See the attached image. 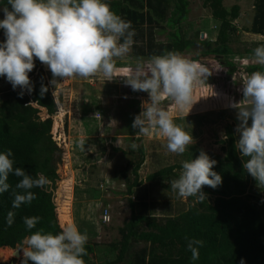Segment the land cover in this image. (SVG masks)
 I'll return each instance as SVG.
<instances>
[{
    "label": "rangeland",
    "instance_id": "obj_1",
    "mask_svg": "<svg viewBox=\"0 0 264 264\" xmlns=\"http://www.w3.org/2000/svg\"><path fill=\"white\" fill-rule=\"evenodd\" d=\"M222 2L226 9L232 4L239 7L238 16L232 21L236 31L229 40L232 51L229 59L236 70L229 73L228 67L214 58L194 60L212 68V74L194 82L193 104L181 111L170 98L163 97L161 100V107L193 138V143L181 155L169 152L166 140L155 132L148 136L139 135L138 138L139 129L136 133L131 132L136 129L132 127L135 117L144 111L143 103L150 100L147 92L133 91L125 83L124 76L149 59L133 55V44L136 46L138 43L132 44L127 55L114 58L115 76L111 80H105L101 73L66 80L56 77L53 84V74L48 66L40 65L50 92L57 101V113L51 122V137L57 145L62 144L65 151V157L55 169L58 180L53 200L59 223L61 226L66 222L75 223L81 233H87V242L94 244L90 258L94 264H101L111 256L108 245L118 239L117 228L130 216L131 204L134 205V212L166 217L185 210L194 201V197L180 198L170 187V182L178 178L181 168L175 167L170 173L147 179L150 174L173 164L182 166L184 160L190 161L191 148L205 152L214 161L223 160L226 156L225 143L221 141L224 126L232 123L236 129L240 123L238 109L231 105L243 100V80L249 75L243 68L254 63L253 56L245 55L243 50L253 47L257 41L244 31L252 15L251 0ZM3 19L4 12L0 7V20ZM180 27L188 39L214 40L218 23L211 18L208 8L202 6V0H188L187 17ZM156 30L151 28L153 37L165 40L166 31L156 33ZM5 40V30L0 28V44ZM194 52L186 49L181 55L190 59ZM218 65L221 66L219 69L214 68ZM8 88H13L11 82L0 76V100L3 91ZM25 106L35 116L44 117L31 103ZM132 143L139 147L131 149ZM137 162L139 165L135 174L139 185L133 188V194H128L126 184L134 177L132 168ZM263 188L249 176L246 193L252 200L263 201ZM202 191L206 200L212 201L213 192L205 187ZM104 210L107 212L105 219L102 217ZM23 241L19 248H0V264H22Z\"/></svg>",
    "mask_w": 264,
    "mask_h": 264
},
{
    "label": "trees",
    "instance_id": "obj_2",
    "mask_svg": "<svg viewBox=\"0 0 264 264\" xmlns=\"http://www.w3.org/2000/svg\"><path fill=\"white\" fill-rule=\"evenodd\" d=\"M222 1L202 0V6L208 8L211 18L218 22L214 40H193L186 38L180 27L187 17L188 0H106L113 12L131 21L135 30L133 43H138L136 46L133 44L134 56L150 58L167 51L181 54L192 49L195 52L190 59L214 58L232 73L236 69L229 59L232 55L229 40L236 31L232 21L237 18L239 7L232 4L226 9ZM5 6L11 10L8 0H0V7L3 9ZM251 8L250 23L244 31L264 36V0H251ZM152 27L157 28L156 33L166 31V39L156 40ZM260 44H264V40L245 48L243 53L253 56V49ZM40 65L39 59L35 58L34 68L28 73L31 93L24 91L22 96L19 95V86L3 91L0 100V152L11 149L14 167L24 168L34 178L43 174L49 179V184L32 189L36 199L14 209L12 190L20 178L9 174L10 189L0 193V248H19L25 237L40 228L53 234L61 231L53 197L58 180L56 164L63 160L65 151L63 145H57L51 137L57 101ZM257 70L264 71V67L252 63L243 68L246 74ZM42 85L47 87L43 94ZM27 103L39 109L44 117L35 116L26 108ZM132 131L136 133L137 128ZM238 137L234 125L226 123L221 140L225 143L226 156L213 165V171L222 177V183L215 188L203 186L213 192L212 201L195 198L185 210L166 217L134 212L131 204L130 216L117 228L118 239L108 245L111 256L101 264H264V188L261 202L252 200L246 193L250 174L243 163L248 158L242 157L236 148ZM191 150L190 160L200 154L193 148ZM138 152L141 154V149ZM138 165L139 162L133 166L134 177L126 184L128 194H133V188L139 185L135 174ZM175 167L182 166H167L150 174L147 179L170 173ZM9 211L15 212L11 227L6 223ZM25 216H39L41 219L36 228L29 230L23 222ZM186 237L204 241L196 261L191 259ZM85 248L87 255L82 257L85 264H94L90 260L94 244L87 242ZM28 264L34 262L29 260Z\"/></svg>",
    "mask_w": 264,
    "mask_h": 264
},
{
    "label": "clouds",
    "instance_id": "obj_3",
    "mask_svg": "<svg viewBox=\"0 0 264 264\" xmlns=\"http://www.w3.org/2000/svg\"><path fill=\"white\" fill-rule=\"evenodd\" d=\"M8 3L11 10L5 6L4 19L0 20L6 36L0 44V76H5L13 89L19 86L21 96L25 90L32 91L28 73L34 68V57L48 66L53 84L56 77L66 80L101 73L105 80H111L115 76L114 58L127 55L133 44L135 30L131 21L113 12L106 0H8ZM253 62L264 67V44L253 49ZM211 74L212 68L179 52L167 51L151 56L129 75H123L133 91L147 92L150 97L142 105L144 111L133 121L132 127L139 129L136 137L155 132L166 140L169 152L183 154L193 138L161 107V100L168 97L183 111L193 104L194 82ZM46 91L47 87L42 85L41 94ZM242 92L243 100L231 105L238 109L240 121L236 148L242 157L248 158L243 163L244 169L258 186L264 187V71L250 73L243 80ZM130 147L135 150L139 146L132 143ZM12 156L11 149L0 152V193L10 189L9 174L20 178L12 190V207L18 209L36 199L31 190L45 187L49 179L43 174L34 178L24 168L14 167ZM215 163L203 151L195 159L182 161L178 178L170 182L172 191L180 198L205 200L202 187L215 188L222 183V177L213 171ZM14 219L15 212L9 211L6 217L9 227ZM40 219L25 216L23 222L31 230ZM186 239L191 259L198 260L204 241ZM87 240V233H81L75 223L66 222L56 234L40 228L24 238L22 264H28L29 260L34 264H85L82 257L87 255Z\"/></svg>",
    "mask_w": 264,
    "mask_h": 264
},
{
    "label": "crops",
    "instance_id": "obj_4",
    "mask_svg": "<svg viewBox=\"0 0 264 264\" xmlns=\"http://www.w3.org/2000/svg\"><path fill=\"white\" fill-rule=\"evenodd\" d=\"M252 16V15H251ZM216 23H218L217 21H216ZM250 23V22H249ZM246 33H248V32H246ZM249 35H251L252 37H255L254 39L256 40V41H259V40H264V36H261V35H257V34H251V33H249ZM3 248V247H2Z\"/></svg>",
    "mask_w": 264,
    "mask_h": 264
},
{
    "label": "built area",
    "instance_id": "obj_5",
    "mask_svg": "<svg viewBox=\"0 0 264 264\" xmlns=\"http://www.w3.org/2000/svg\"><path fill=\"white\" fill-rule=\"evenodd\" d=\"M106 216H107V212H106V210H104L103 215H102L103 219H105Z\"/></svg>",
    "mask_w": 264,
    "mask_h": 264
},
{
    "label": "water",
    "instance_id": "obj_6",
    "mask_svg": "<svg viewBox=\"0 0 264 264\" xmlns=\"http://www.w3.org/2000/svg\"><path fill=\"white\" fill-rule=\"evenodd\" d=\"M15 255H17V250H16V252H15Z\"/></svg>",
    "mask_w": 264,
    "mask_h": 264
}]
</instances>
